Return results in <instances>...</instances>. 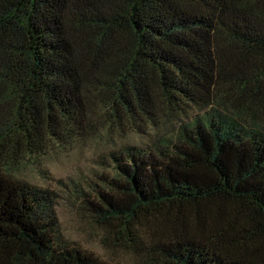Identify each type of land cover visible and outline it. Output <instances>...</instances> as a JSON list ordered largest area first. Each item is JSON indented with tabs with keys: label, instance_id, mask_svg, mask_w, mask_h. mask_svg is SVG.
Here are the masks:
<instances>
[{
	"label": "trees",
	"instance_id": "16d2710c",
	"mask_svg": "<svg viewBox=\"0 0 264 264\" xmlns=\"http://www.w3.org/2000/svg\"><path fill=\"white\" fill-rule=\"evenodd\" d=\"M170 125L78 190L103 241L264 264V0H0V264H117L61 241L55 191L13 169Z\"/></svg>",
	"mask_w": 264,
	"mask_h": 264
},
{
	"label": "rangeland",
	"instance_id": "374dc122",
	"mask_svg": "<svg viewBox=\"0 0 264 264\" xmlns=\"http://www.w3.org/2000/svg\"><path fill=\"white\" fill-rule=\"evenodd\" d=\"M175 126L147 131L79 138L70 146L53 147L37 161L26 160L13 169L15 175L55 191L54 209L61 241L78 245L109 262L136 264L133 253L107 245L103 234L80 200L79 189L86 188L105 171L109 149L126 143L148 145L157 136L171 134ZM112 137V138H110Z\"/></svg>",
	"mask_w": 264,
	"mask_h": 264
}]
</instances>
